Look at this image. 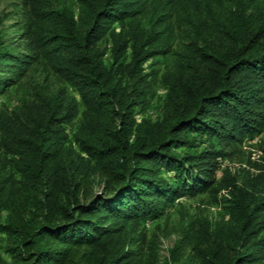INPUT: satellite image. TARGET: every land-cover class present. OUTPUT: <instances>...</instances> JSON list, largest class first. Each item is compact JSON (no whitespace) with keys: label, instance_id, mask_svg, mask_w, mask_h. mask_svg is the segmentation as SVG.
Segmentation results:
<instances>
[{"label":"trees","instance_id":"obj_1","mask_svg":"<svg viewBox=\"0 0 264 264\" xmlns=\"http://www.w3.org/2000/svg\"><path fill=\"white\" fill-rule=\"evenodd\" d=\"M23 1L31 53L0 41V71L40 62L65 87L0 102L6 252L27 264H158L145 221L180 195L209 191L218 203L226 191L228 220L192 227L196 259L263 263L264 12L240 1L223 18V0ZM11 84L0 78V93ZM157 86L161 115L138 120ZM241 155L242 176L220 178ZM94 176L103 190L84 201Z\"/></svg>","mask_w":264,"mask_h":264},{"label":"rangeland","instance_id":"obj_2","mask_svg":"<svg viewBox=\"0 0 264 264\" xmlns=\"http://www.w3.org/2000/svg\"><path fill=\"white\" fill-rule=\"evenodd\" d=\"M72 2L74 0H61ZM249 3L251 10L264 12V0H223L219 14L223 18L231 15L239 2ZM78 9L77 5H74ZM26 7L23 0H0V41L6 45L9 52L20 56L28 55L31 52L26 48L27 43L23 40L22 26L25 20ZM174 58L170 56L166 62L172 63ZM149 65V64H148ZM7 68L5 72L0 71V78H13V84L3 89L0 93V102L14 108L23 101L30 100L37 93H51L59 87H65L61 81L53 76L43 63L31 64L22 76H11ZM70 92H73L70 90ZM166 98V90L162 86L154 87L146 100L137 105L135 116L138 120L144 118L156 120L161 115L163 103ZM70 135L74 127L68 129ZM257 139L255 142H259ZM203 148V147H202ZM201 148V149H202ZM179 154L194 153L195 150L181 148L176 151ZM247 165L244 156L228 158L219 171L222 178L224 171L242 176V168ZM162 176L173 179V173L163 171ZM104 180L100 176L92 177L91 181L84 183L82 199L88 201L93 195L103 190ZM228 198L227 192L222 191L219 196L221 202L216 203L209 191L199 193L192 197L180 195L175 203L165 208L157 219L145 221L143 231L148 240L156 243L159 254L158 264H199L195 257L192 246V227L198 221H207L215 227L218 221L228 220ZM4 216L0 219L3 222ZM197 227V226H195ZM8 243L3 233L0 232V264H27L14 259L6 252ZM261 264H264L261 263Z\"/></svg>","mask_w":264,"mask_h":264}]
</instances>
